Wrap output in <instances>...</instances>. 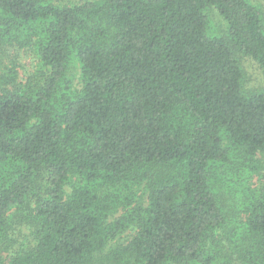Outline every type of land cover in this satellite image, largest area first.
I'll return each mask as SVG.
<instances>
[{"label":"trees","instance_id":"trees-1","mask_svg":"<svg viewBox=\"0 0 264 264\" xmlns=\"http://www.w3.org/2000/svg\"><path fill=\"white\" fill-rule=\"evenodd\" d=\"M238 54L264 70L251 0H0V264H264Z\"/></svg>","mask_w":264,"mask_h":264},{"label":"rangeland","instance_id":"rangeland-1","mask_svg":"<svg viewBox=\"0 0 264 264\" xmlns=\"http://www.w3.org/2000/svg\"><path fill=\"white\" fill-rule=\"evenodd\" d=\"M71 2H82L85 0H70ZM251 2L257 6L259 9L262 10L264 14V0H251ZM208 19H209V30L210 34L222 35L226 32V22L224 19L215 11L214 8H209L208 11ZM240 56L241 67L244 73V90L246 92H255V91H262L264 92V70L259 68V66L241 54ZM25 65H28V61L23 62ZM79 74V66L78 63L73 59L69 63V70L68 76L72 78L75 87L79 88L80 85L77 82V77ZM264 180V171L262 173ZM256 182V179H253ZM126 234L120 237V240H124L128 236V231L125 232Z\"/></svg>","mask_w":264,"mask_h":264}]
</instances>
